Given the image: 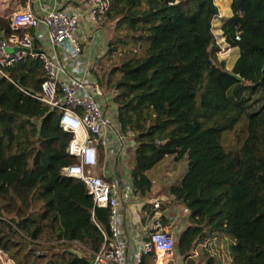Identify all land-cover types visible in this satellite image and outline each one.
Here are the masks:
<instances>
[{
	"label": "trees",
	"instance_id": "16d2710c",
	"mask_svg": "<svg viewBox=\"0 0 264 264\" xmlns=\"http://www.w3.org/2000/svg\"><path fill=\"white\" fill-rule=\"evenodd\" d=\"M230 10L221 25L226 45L238 49L230 70L216 56L215 0H109L100 19L108 63L92 78L134 144V194L165 195L160 211L185 210L175 234L184 264H200L203 254L206 264H264V0H232ZM23 32L0 16V35ZM4 73L0 251L13 264H92L110 210L63 174L78 159L58 110L38 99L44 62L28 56ZM164 170L179 174L168 180ZM144 209L154 214L150 202Z\"/></svg>",
	"mask_w": 264,
	"mask_h": 264
},
{
	"label": "built area",
	"instance_id": "2783aa9c",
	"mask_svg": "<svg viewBox=\"0 0 264 264\" xmlns=\"http://www.w3.org/2000/svg\"><path fill=\"white\" fill-rule=\"evenodd\" d=\"M84 1L86 12L94 23L100 21L109 7V0ZM81 19L82 11H70L57 6L42 14L27 9L14 15L11 26L19 30L37 29L38 41L43 42L47 37L51 46L60 48L72 62H75L82 53L76 35L80 29ZM218 43H223L227 50H232L222 36L219 37ZM44 49L35 46L33 37L27 32L0 35V77L6 76L4 73L6 67L22 62L28 56L39 57L44 62L47 78L42 84L38 99L51 109L58 110L59 125L72 135L67 151L78 159L76 164L63 168V174L81 180L95 206L110 210L108 221L110 233L99 252L95 254L92 264H142L148 254H152L149 264H181L177 255L175 258V234L179 230L172 229L174 218L165 216L159 210L162 202L159 198L149 201L154 214L150 217L132 257L129 256L128 244L119 229L117 186L103 174H98L97 168L99 149L102 148L103 151L106 149L112 132L120 141L118 147L123 156L134 144L126 134L121 133L120 129L117 133L107 112L100 108L97 96L102 97L104 90L94 81L88 70L81 76L69 75L62 78L63 68ZM217 54H221V49ZM108 96L111 98V95ZM104 100L107 101L105 96ZM111 102L113 103L112 100ZM112 107L116 111L114 103ZM3 256L7 257L5 253ZM8 260L11 261L9 258ZM11 263L12 261L9 264Z\"/></svg>",
	"mask_w": 264,
	"mask_h": 264
},
{
	"label": "crops",
	"instance_id": "0c3cea01",
	"mask_svg": "<svg viewBox=\"0 0 264 264\" xmlns=\"http://www.w3.org/2000/svg\"><path fill=\"white\" fill-rule=\"evenodd\" d=\"M223 1L224 0H215V4L218 7V15L213 19L212 26L213 28H216L218 37L222 36V21L231 16L230 5L232 0H227L228 10L227 12L223 11L224 13L221 14L220 9ZM57 6L63 7L70 11H82L81 25L77 32L82 53L77 61L72 62V60L67 55H65L60 48L51 46L47 37H45L43 42L38 41V39H36L38 34L37 29L24 28L21 30H25L27 33H29L33 39L37 41L36 46L42 48L44 47V50H46V52H48L49 55L61 65L63 68V72L61 73L62 78L68 77L69 75L81 76L82 73H87V70L88 72L91 70V63L94 61V58L98 57V53L101 50V47L98 45L101 43V41L97 38V35H95V32L99 31L98 26L100 21L97 23L92 22L91 18L86 12V4L84 0H0V16L12 20L14 15L22 13L27 9H32L36 13L42 14L46 10H50ZM89 37L91 38L87 40ZM232 50L236 54V57L232 63L233 66L238 56V49L234 47ZM103 93L104 94L102 97L97 96V102L100 108L107 112L106 114L109 116L112 125L114 126L117 133H119L120 126L117 121L116 111L112 107L113 103L111 102V98L108 96L110 93L106 92L105 90ZM104 96L107 98V101L104 100ZM126 137L131 140L130 134H126ZM118 146H120V141L118 137L112 132L109 144L104 150L103 164L97 168V173L103 174L108 180L115 183L117 186L119 196V229L123 238L128 244V254L130 257H132L134 249L137 248L139 242L142 239V234L145 232V228H147V225L150 221V216L146 215V210L144 209V205L149 201L148 199L137 197L134 194L127 171V163L125 160L126 158L128 159L129 150L127 151V154L123 156V154L119 152ZM156 198L163 200L161 202L162 204L165 202L164 200L166 196L163 195L161 197H155L151 200ZM166 199H168V197ZM171 209H173V207ZM173 211L174 210H172V213ZM162 212L167 217H174L170 210ZM129 260L131 261L132 259L130 258ZM178 261L181 264H184L183 259L180 256H178ZM149 263H151V259Z\"/></svg>",
	"mask_w": 264,
	"mask_h": 264
},
{
	"label": "rangeland",
	"instance_id": "374dc122",
	"mask_svg": "<svg viewBox=\"0 0 264 264\" xmlns=\"http://www.w3.org/2000/svg\"><path fill=\"white\" fill-rule=\"evenodd\" d=\"M217 1H220V0H217ZM228 10V7H227V0H224L223 3L221 4V9H220V13L223 14L225 12H227ZM102 21V20H101ZM101 21L99 23V26H98V30L97 32H95V35H97V38L101 41V43H99L98 45L101 47V50L99 51L98 53V57L94 58V61H92L91 63V70H89V72L96 78V72L100 69V64H106L108 63L106 61V50H107V36L106 34L102 33L100 30H101ZM213 31H214V34L216 35V43H217V46L219 47V50L221 49V54H217V58L219 59V61H223L224 62V65H225V68L227 70H230L231 69V66H232V63H233V60L235 59L236 57V54L233 50H227L225 47H224V44H219L218 43V32L216 30V28H213ZM77 35V33H76ZM91 37L87 38L90 39ZM218 50V51H219ZM113 55H111V58H112ZM106 61V62H105ZM97 70V71H96ZM126 160V163H127V158L125 159ZM101 165L98 166V168L100 167ZM164 174L166 175L167 179L169 180H172L174 178H176L178 176L179 173H176L175 171L172 173V172H168V170H164L163 171ZM168 172V173H167ZM164 204L166 205L167 203L164 202ZM165 207V206H164ZM167 207H170V206H167ZM172 210L173 213H172ZM171 211V214L174 216L172 218H175L174 220V224L172 225V229L174 231H177V230H180L181 227L184 226L185 224V221H186V213L185 211L183 210V208H181L180 206L176 207L174 206L173 209H170ZM4 253V252H3ZM3 253L0 251V264H9L11 261L8 260L7 257H4L3 256ZM197 253H199V256H200V249L197 250ZM177 253L175 254V258H177L179 255H177ZM223 255V258H221V261L223 263H226L225 261V256L224 254ZM197 256V255H196ZM201 260H198L200 264H206L207 261H208V256L207 255H204L202 257H200ZM224 260V261H223ZM220 261V263H221ZM9 262V263H8ZM12 264V263H11ZM215 264H218V263H215Z\"/></svg>",
	"mask_w": 264,
	"mask_h": 264
},
{
	"label": "water",
	"instance_id": "95a60500",
	"mask_svg": "<svg viewBox=\"0 0 264 264\" xmlns=\"http://www.w3.org/2000/svg\"><path fill=\"white\" fill-rule=\"evenodd\" d=\"M36 51L39 52V50H36ZM233 76H235L237 79H241L238 75H233Z\"/></svg>",
	"mask_w": 264,
	"mask_h": 264
}]
</instances>
